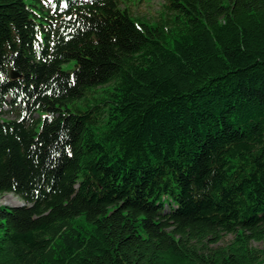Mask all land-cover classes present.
Listing matches in <instances>:
<instances>
[{
  "label": "trees",
  "instance_id": "obj_1",
  "mask_svg": "<svg viewBox=\"0 0 264 264\" xmlns=\"http://www.w3.org/2000/svg\"><path fill=\"white\" fill-rule=\"evenodd\" d=\"M162 2L0 0V264L264 258V0Z\"/></svg>",
  "mask_w": 264,
  "mask_h": 264
},
{
  "label": "rangeland",
  "instance_id": "obj_2",
  "mask_svg": "<svg viewBox=\"0 0 264 264\" xmlns=\"http://www.w3.org/2000/svg\"><path fill=\"white\" fill-rule=\"evenodd\" d=\"M162 5H163L162 0H121L120 8L124 9L125 7H127L129 9V12H131V14L134 17L143 18L145 20L153 22L158 20L159 17L162 16V12H163ZM71 64L72 62L70 64L69 63L63 64L62 69L68 71L71 67ZM38 115L42 118L43 113H38ZM6 117L7 119L14 118L11 115H7ZM20 204H24V203L12 194H3L0 196V206L14 207ZM231 240H232V236H226L223 238V240L220 242L219 245L225 246ZM251 247L258 251L264 252L263 243H251ZM259 264H264L263 256Z\"/></svg>",
  "mask_w": 264,
  "mask_h": 264
},
{
  "label": "water",
  "instance_id": "obj_3",
  "mask_svg": "<svg viewBox=\"0 0 264 264\" xmlns=\"http://www.w3.org/2000/svg\"><path fill=\"white\" fill-rule=\"evenodd\" d=\"M18 77V75L16 74V73H13V72H11V78L12 79H15V78H17ZM24 204H20V205H18V206H14V207H22Z\"/></svg>",
  "mask_w": 264,
  "mask_h": 264
}]
</instances>
